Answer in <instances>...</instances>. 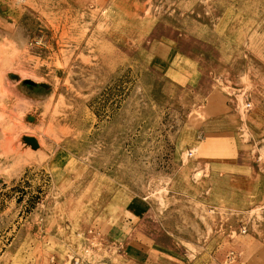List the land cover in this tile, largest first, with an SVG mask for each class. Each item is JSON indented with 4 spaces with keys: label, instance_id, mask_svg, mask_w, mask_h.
<instances>
[{
    "label": "rangeland",
    "instance_id": "1",
    "mask_svg": "<svg viewBox=\"0 0 264 264\" xmlns=\"http://www.w3.org/2000/svg\"><path fill=\"white\" fill-rule=\"evenodd\" d=\"M125 219L264 264V0H0V264H127Z\"/></svg>",
    "mask_w": 264,
    "mask_h": 264
},
{
    "label": "crops",
    "instance_id": "2",
    "mask_svg": "<svg viewBox=\"0 0 264 264\" xmlns=\"http://www.w3.org/2000/svg\"><path fill=\"white\" fill-rule=\"evenodd\" d=\"M130 219H125L122 222H117L116 227L112 232H110L111 239L118 242L120 246H125L122 255L125 256L127 264H155L156 258L152 255L153 248L151 244H148L144 239L134 240L125 242L126 229H129ZM124 248V247H123ZM162 251L164 254H162ZM161 254L163 261H175L177 263L178 258L183 255L181 253L174 251L173 248H167L159 252ZM172 263V262H171ZM167 264V263H166Z\"/></svg>",
    "mask_w": 264,
    "mask_h": 264
},
{
    "label": "water",
    "instance_id": "3",
    "mask_svg": "<svg viewBox=\"0 0 264 264\" xmlns=\"http://www.w3.org/2000/svg\"><path fill=\"white\" fill-rule=\"evenodd\" d=\"M25 140L32 146V148H36L38 145L37 141L34 138L26 137Z\"/></svg>",
    "mask_w": 264,
    "mask_h": 264
},
{
    "label": "built area",
    "instance_id": "4",
    "mask_svg": "<svg viewBox=\"0 0 264 264\" xmlns=\"http://www.w3.org/2000/svg\"><path fill=\"white\" fill-rule=\"evenodd\" d=\"M72 264H87V263L83 262L82 259H80L79 257H77V258H74L72 260Z\"/></svg>",
    "mask_w": 264,
    "mask_h": 264
},
{
    "label": "bare ground",
    "instance_id": "5",
    "mask_svg": "<svg viewBox=\"0 0 264 264\" xmlns=\"http://www.w3.org/2000/svg\"><path fill=\"white\" fill-rule=\"evenodd\" d=\"M36 141H38V140H36ZM36 144H38L39 145V142L38 143H36ZM32 147V146H31ZM36 148H38V147H36Z\"/></svg>",
    "mask_w": 264,
    "mask_h": 264
}]
</instances>
